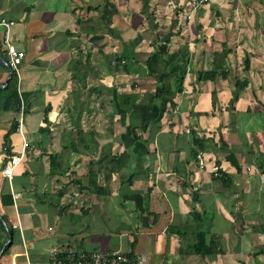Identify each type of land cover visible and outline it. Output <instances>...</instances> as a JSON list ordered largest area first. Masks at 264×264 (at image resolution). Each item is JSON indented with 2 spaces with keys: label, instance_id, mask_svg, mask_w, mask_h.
<instances>
[{
  "label": "crops",
  "instance_id": "1",
  "mask_svg": "<svg viewBox=\"0 0 264 264\" xmlns=\"http://www.w3.org/2000/svg\"><path fill=\"white\" fill-rule=\"evenodd\" d=\"M187 3L0 0V264H264V0Z\"/></svg>",
  "mask_w": 264,
  "mask_h": 264
},
{
  "label": "built area",
  "instance_id": "2",
  "mask_svg": "<svg viewBox=\"0 0 264 264\" xmlns=\"http://www.w3.org/2000/svg\"><path fill=\"white\" fill-rule=\"evenodd\" d=\"M210 0H188V9L184 10L185 21H190L193 14L199 8L207 5ZM5 27L12 25V23H3ZM6 55L9 60V66L12 71H17V65L21 63L24 53L17 51L13 45L6 43ZM199 168L204 167V158L201 151L195 155ZM22 155L10 156L7 166L4 169L5 174L11 178L14 168L21 162ZM212 171L215 177L219 176V167L214 165ZM147 258L145 255H136L131 258L127 254L119 251L104 252V251H89V252H73L67 251L60 253L54 250L50 253L48 264H146ZM29 264V263H27Z\"/></svg>",
  "mask_w": 264,
  "mask_h": 264
},
{
  "label": "trees",
  "instance_id": "3",
  "mask_svg": "<svg viewBox=\"0 0 264 264\" xmlns=\"http://www.w3.org/2000/svg\"><path fill=\"white\" fill-rule=\"evenodd\" d=\"M147 10V5L144 6V11ZM165 52V49L163 47L160 48V50L157 52V53H154L147 61V67L149 69V71L153 72L158 66L160 67L162 62H163V59H162V55L164 54ZM174 71L177 72V71H180V68L178 67H174ZM162 93L164 96H171L173 94V92L171 91L170 89V86L169 84L167 83V80L165 79L162 83ZM167 86V87H166ZM7 91V99L8 100H11L13 101L14 103H17L19 104V97L17 95V84H16V79H15V76H12L10 81H9V85L6 89ZM122 100H121V104H122V107L127 111L129 110V108L131 107V104H132V100L134 98V96L132 95H123L121 96ZM12 130H15V128H13ZM8 141V140H6ZM8 144V143H7ZM127 161V155L123 154L119 157H116V156H111V167H113L111 169V171L115 170V165L116 167L118 166L119 168H121L122 166L125 165ZM131 178L129 179V182H130ZM89 184L90 186H95V176L89 180ZM192 252L194 253H197V254H200V253H205L206 251L204 250L203 252H200L197 250V247L195 245H193V248H192Z\"/></svg>",
  "mask_w": 264,
  "mask_h": 264
},
{
  "label": "water",
  "instance_id": "4",
  "mask_svg": "<svg viewBox=\"0 0 264 264\" xmlns=\"http://www.w3.org/2000/svg\"><path fill=\"white\" fill-rule=\"evenodd\" d=\"M13 71L10 69V76L12 75Z\"/></svg>",
  "mask_w": 264,
  "mask_h": 264
}]
</instances>
